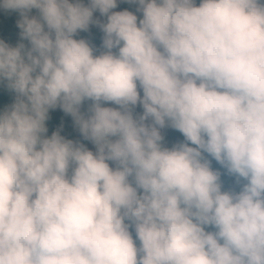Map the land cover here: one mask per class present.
<instances>
[{
    "label": "clouds",
    "instance_id": "clouds-1",
    "mask_svg": "<svg viewBox=\"0 0 264 264\" xmlns=\"http://www.w3.org/2000/svg\"><path fill=\"white\" fill-rule=\"evenodd\" d=\"M122 2L143 18L0 0L31 43L0 40V264H264V0ZM91 24L99 56L73 38ZM58 108L95 151L48 135Z\"/></svg>",
    "mask_w": 264,
    "mask_h": 264
},
{
    "label": "trees",
    "instance_id": "trees-1",
    "mask_svg": "<svg viewBox=\"0 0 264 264\" xmlns=\"http://www.w3.org/2000/svg\"><path fill=\"white\" fill-rule=\"evenodd\" d=\"M73 3L76 0H72ZM85 6H89L90 0H81ZM197 4H199V0H197ZM139 5L137 4H129L126 2H122V0H118V5L116 7V12L119 11H130L135 15L138 13L137 8ZM35 17L39 16L38 9H32L31 12ZM21 14L18 11L14 10H4L0 8V40L4 41L11 47H18L20 44L25 45L26 50L31 49V43L27 39H22V29L18 26L21 21ZM45 30L47 31V27L45 26ZM105 34L100 27H89L87 31L79 30L77 34L73 37L76 40H84L86 41L90 47L93 48L94 56H97L98 53L105 50L103 46ZM114 52L117 50H113ZM15 93L10 91L6 83L0 85V109H3L6 106L11 105L15 101ZM92 104V102H85L81 108L82 112H87L88 107ZM102 106L105 107H114V104L111 103H102ZM50 119L47 122V127L49 128L48 135L51 134L58 129L61 130V135L65 136L68 139L72 140H80L86 146L91 144L88 141H84L79 131L76 129L74 122L68 118L64 113L60 110H51ZM162 134L165 136L164 145L166 147L171 148L176 143L183 142L184 137L181 133L173 129H165ZM214 170H219L222 173L221 179L223 183V190H232L236 189L239 191V188L236 186L235 178L229 176L226 171L215 161H213ZM135 238V236H134Z\"/></svg>",
    "mask_w": 264,
    "mask_h": 264
},
{
    "label": "rangeland",
    "instance_id": "rangeland-1",
    "mask_svg": "<svg viewBox=\"0 0 264 264\" xmlns=\"http://www.w3.org/2000/svg\"><path fill=\"white\" fill-rule=\"evenodd\" d=\"M113 12H116V8L115 9H113L112 10ZM137 17H138V20L139 19H142L143 17H142V13H140V12H138L137 14ZM39 16H40V14H39ZM38 16V17H39ZM29 17L31 18V17H35L32 13H29ZM93 19L94 20H100L101 21V23H106L107 22V17H104V16H102L100 13H99V11H97V12H95L94 13V15H93ZM21 20H22V17H21ZM89 27H99V26H97L96 24H91ZM21 38H22V36H21ZM22 39H24V38H22ZM107 50L105 49L104 51H102V52H100V53H98V55L97 56H99V55H101V54H103V53H105ZM141 95H142V92H141ZM85 102H92V101H85ZM84 102V103H85ZM83 106V105H82ZM114 107H118V106H116V105H114ZM57 110H60L62 113H64L63 112V110H61V109H57ZM142 108L141 107H137L136 108V112L137 113H142ZM65 114V113H64ZM68 118H70L73 122H74V120H73V118L71 117V115H68V114H65ZM164 130H162V132H163ZM76 140V139H75ZM90 150H93V151H95V148H94V145H92V144H89L88 146H87Z\"/></svg>",
    "mask_w": 264,
    "mask_h": 264
}]
</instances>
